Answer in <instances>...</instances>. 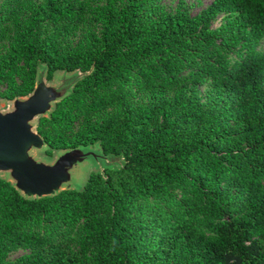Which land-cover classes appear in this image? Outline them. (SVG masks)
Returning <instances> with one entry per match:
<instances>
[{"label": "trees", "instance_id": "16d2710c", "mask_svg": "<svg viewBox=\"0 0 264 264\" xmlns=\"http://www.w3.org/2000/svg\"><path fill=\"white\" fill-rule=\"evenodd\" d=\"M152 1L104 0L92 15L100 34L74 49L63 47V37L86 23L88 4L45 0L0 56L8 98L32 90L38 62L48 77L57 69L89 71L37 131L53 148L98 141L124 159L90 174L78 191L41 198H24L0 178V264H264V0H212L195 15ZM21 2H9L14 14ZM222 11L224 22L212 28ZM207 76L232 100L223 118L199 103L197 83ZM133 84L176 91L138 108L128 101ZM109 106L117 108L66 137L72 112ZM179 185L177 218L154 225L130 215L135 199L165 197ZM78 222L76 253L29 229ZM20 245L32 251L6 260Z\"/></svg>", "mask_w": 264, "mask_h": 264}, {"label": "rangeland", "instance_id": "374dc122", "mask_svg": "<svg viewBox=\"0 0 264 264\" xmlns=\"http://www.w3.org/2000/svg\"><path fill=\"white\" fill-rule=\"evenodd\" d=\"M13 0H0V56L5 55L8 50V45L10 41L13 40L14 35L19 32L23 26L26 24L27 21L31 20L36 10L39 9L42 5H44L45 0H22L20 3V11L17 14H14V8L12 5H9V2ZM88 4V10L86 12V23H82L77 26L70 35H66L63 37L62 45L66 48H86V43L88 37L93 34H100L101 32V22H96L92 20L93 9L94 8H101L104 6V0H84ZM212 0H153L152 4L156 9H162L168 13H174L177 10H186L192 15H195L205 9ZM17 5V4H16ZM227 16V12L222 11L216 13L214 18L211 20V27L216 28L221 23L224 22ZM157 17V16H156ZM262 50H264V38L259 45ZM17 68H19L22 72L24 71L22 61H18L16 63ZM47 66L45 63L38 62L36 64L35 75H34V84L37 78V75L40 77H44L45 81L48 84H56L59 85L61 82V78L63 77H71L73 78L74 75H82L85 72L80 68H75L73 70L64 71V69H57L55 70L50 77H48V72H46ZM23 75L20 73L16 76L15 81L20 82V76ZM47 75V76H45ZM73 76V77H72ZM78 83V82H77ZM77 83L70 84L69 90L65 94L64 98L60 99L59 102H54L53 107L54 110L58 103L67 99L71 95L79 90L76 88ZM33 84V85H34ZM132 90L129 94L128 101L129 103L138 108L148 107L153 105L156 99L161 96H172L176 90H161L157 88H148L144 90L138 89L134 84L131 85ZM197 91H198V98L199 103L203 109L208 111L215 112L216 116L220 118L224 117V113L228 110L232 104V100L230 99L229 94L227 91L219 84L213 82L211 78L203 77V79L197 83ZM9 89V83L4 82L0 83V99L2 100V104L0 109L5 111L11 108L12 99L14 97H22L28 94L22 95H15L13 98H8L3 95ZM105 89L101 90L102 92ZM187 93V92H186ZM83 98L87 103L89 100L88 94H84ZM115 106H109L106 110H99L89 112L86 109L78 108L75 112H72L70 115L71 119V129L65 131L66 137L72 136L76 131L85 128L88 123L97 122L102 120L109 112H112ZM53 110V111H54ZM52 111V112H53ZM51 116V115H50ZM41 118H49V116L45 117H37L33 124L37 129L38 122ZM232 122V121H228ZM44 139V138H43ZM46 142V141H45ZM91 147L101 146L100 142L90 143ZM241 145L245 146V142H241ZM71 147L67 148H53L47 142L44 148L40 150H33L35 157L37 159H41L45 162H51L56 155L61 153L63 150L70 149ZM103 149V148H102ZM108 154V153H105ZM119 162L117 165H114V169H117L122 166L124 163L123 156L121 154L116 155ZM92 165L95 164L94 161H91ZM105 164V163H103ZM107 165V164H106ZM106 169L101 171L99 168H95L94 166H88V169L82 170L80 177L75 181L74 187L79 189L82 188L84 183L86 182L87 178L92 173H101L104 175ZM83 174V175H82ZM0 178L5 180H9V175L7 172H0ZM6 180V181H7ZM168 195L165 197L160 196H150L146 198H139L135 199L130 208V215L135 216V214H139L142 218L146 219L148 222L154 223V225H162L165 221L164 218H169L168 220H173L176 215L183 209L182 206V197L185 194L184 187L182 185L170 187L168 188ZM192 219L195 220L194 216H191ZM49 225V224H46ZM30 230L36 231L41 234L43 237L51 238L53 242H61L63 246L67 249L72 251L73 253L77 252V243H78V236L81 231V222L75 223L73 225H65L62 223H53L47 228L41 225H32ZM32 248L29 246H17L9 251L6 252L5 259L6 260H15L19 256L24 254L30 253Z\"/></svg>", "mask_w": 264, "mask_h": 264}, {"label": "water", "instance_id": "95a60500", "mask_svg": "<svg viewBox=\"0 0 264 264\" xmlns=\"http://www.w3.org/2000/svg\"><path fill=\"white\" fill-rule=\"evenodd\" d=\"M87 74L63 77L59 85L48 84L37 75L28 94L14 97L10 109H0V172L8 173L10 181H5L24 198L52 196L63 190L78 191L81 188H75L74 183L83 169L86 171L88 166L101 171L114 169L119 162L115 155L105 154L100 146L93 148L89 144L63 150L51 162L37 159L33 153L46 144L33 121L39 116L50 117L53 103L64 98L70 84L81 81ZM1 104L0 99V107Z\"/></svg>", "mask_w": 264, "mask_h": 264}]
</instances>
